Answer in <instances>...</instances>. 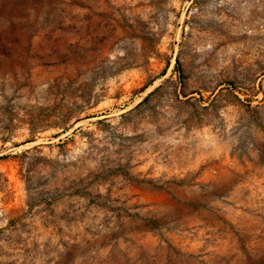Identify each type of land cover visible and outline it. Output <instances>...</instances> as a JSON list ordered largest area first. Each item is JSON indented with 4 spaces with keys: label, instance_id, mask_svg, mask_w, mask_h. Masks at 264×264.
I'll return each instance as SVG.
<instances>
[{
    "label": "rangeland",
    "instance_id": "obj_1",
    "mask_svg": "<svg viewBox=\"0 0 264 264\" xmlns=\"http://www.w3.org/2000/svg\"><path fill=\"white\" fill-rule=\"evenodd\" d=\"M0 264H264V0H0Z\"/></svg>",
    "mask_w": 264,
    "mask_h": 264
}]
</instances>
